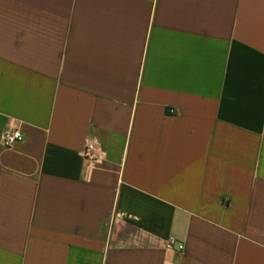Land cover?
Listing matches in <instances>:
<instances>
[{
    "label": "crops",
    "instance_id": "1",
    "mask_svg": "<svg viewBox=\"0 0 264 264\" xmlns=\"http://www.w3.org/2000/svg\"><path fill=\"white\" fill-rule=\"evenodd\" d=\"M16 130L0 264H264V0H0Z\"/></svg>",
    "mask_w": 264,
    "mask_h": 264
},
{
    "label": "built area",
    "instance_id": "2",
    "mask_svg": "<svg viewBox=\"0 0 264 264\" xmlns=\"http://www.w3.org/2000/svg\"><path fill=\"white\" fill-rule=\"evenodd\" d=\"M22 141L23 135L19 130L7 132L2 138L0 146L3 149H13L17 143ZM83 155L84 158L89 162H98L100 160L98 144L94 141L87 142ZM167 247L169 249H176L178 251L183 250V244L178 243L173 238L168 241Z\"/></svg>",
    "mask_w": 264,
    "mask_h": 264
}]
</instances>
